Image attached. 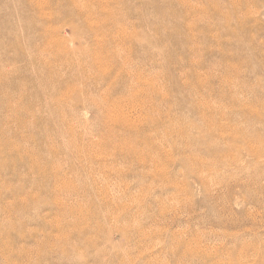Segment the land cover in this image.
<instances>
[{
  "label": "rangeland",
  "instance_id": "1",
  "mask_svg": "<svg viewBox=\"0 0 264 264\" xmlns=\"http://www.w3.org/2000/svg\"><path fill=\"white\" fill-rule=\"evenodd\" d=\"M0 264H264V0H0Z\"/></svg>",
  "mask_w": 264,
  "mask_h": 264
}]
</instances>
